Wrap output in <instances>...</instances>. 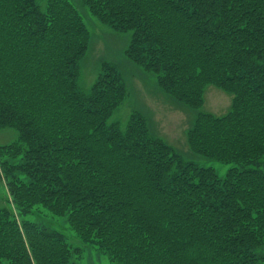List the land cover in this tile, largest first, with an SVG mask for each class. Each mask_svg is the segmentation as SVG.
Listing matches in <instances>:
<instances>
[{
	"label": "trees",
	"instance_id": "16d2710c",
	"mask_svg": "<svg viewBox=\"0 0 264 264\" xmlns=\"http://www.w3.org/2000/svg\"><path fill=\"white\" fill-rule=\"evenodd\" d=\"M79 1L198 110L189 148L233 166L184 161L142 119L113 127L110 62L78 93L90 33L72 0H0V131L16 137L0 144V264H81L87 246L113 264H264V0ZM210 85L232 97L222 117L201 110Z\"/></svg>",
	"mask_w": 264,
	"mask_h": 264
},
{
	"label": "rangeland",
	"instance_id": "374dc122",
	"mask_svg": "<svg viewBox=\"0 0 264 264\" xmlns=\"http://www.w3.org/2000/svg\"><path fill=\"white\" fill-rule=\"evenodd\" d=\"M89 29L90 41L85 54L77 65V91L87 97L97 80L104 62H110L119 73L125 88V97L114 109L109 122L124 132L126 126H134L136 120H143L144 136L159 138L179 153L184 161H191L198 166L211 167L218 176L224 177L232 163L221 162L203 154L193 152L189 148L187 135L196 119L198 110L176 101L160 87L158 74L142 64L133 62L125 52L129 44V32H116L108 25L99 22L79 0H72ZM41 10L45 8V0H37ZM129 58V59H128ZM152 63L149 62V66ZM205 91L202 112L213 117H222L231 110L232 97L229 93L210 85ZM126 125V126H125ZM15 133L8 129L0 131V144L15 140ZM212 142V141H211ZM214 143V142H212ZM4 170L0 166V206L5 205L7 187L3 177ZM50 225V224H49ZM63 234H67L65 223L57 226ZM80 242L73 241L71 246ZM81 264H113L95 247L87 246L82 256L75 258Z\"/></svg>",
	"mask_w": 264,
	"mask_h": 264
}]
</instances>
